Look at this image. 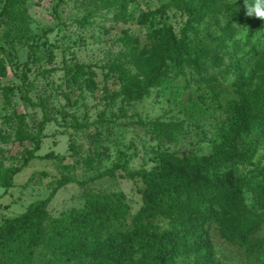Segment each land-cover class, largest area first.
Returning <instances> with one entry per match:
<instances>
[{"label":"rangeland","instance_id":"374dc122","mask_svg":"<svg viewBox=\"0 0 264 264\" xmlns=\"http://www.w3.org/2000/svg\"><path fill=\"white\" fill-rule=\"evenodd\" d=\"M252 21L244 0H0V175L40 139L38 158L0 187V225L49 198L30 264H103L116 247L129 253L134 233L170 231L175 213L208 207L194 237L209 241L212 264H264L252 246L264 239V206L251 190L264 191V21L249 35ZM167 32L182 41L178 63L166 57ZM216 148L229 159L202 173L224 184L211 206L197 184L172 210L168 192L122 170L150 172L171 155L203 162ZM97 197L112 209L74 221ZM126 257L155 264L143 250Z\"/></svg>","mask_w":264,"mask_h":264},{"label":"trees","instance_id":"16d2710c","mask_svg":"<svg viewBox=\"0 0 264 264\" xmlns=\"http://www.w3.org/2000/svg\"><path fill=\"white\" fill-rule=\"evenodd\" d=\"M12 0H7V3H11ZM258 19L253 17V21L250 24L249 35L255 33L258 26ZM79 24H83V21H79ZM166 48V57L174 63H178L184 52L181 40H176L172 34L167 32L164 36ZM75 70L80 68L74 67ZM52 71H46V74ZM130 89H124L121 92L113 93V100L127 94ZM24 102L30 106H35L27 96H24ZM52 122L51 119L44 118L39 123L38 136L41 137L44 126ZM87 127V124H81L74 121L70 128L79 131ZM40 139L38 138L35 147L26 153V156L19 167L12 168L8 173L0 175V187L4 190L12 187V180L17 174H19L24 168L27 167L30 161L37 159L36 152L39 150ZM229 159L221 149L216 148L212 155L207 156L203 162L198 161L195 158H187L179 155H171L166 159V163L160 164L159 167L150 172H130L126 168L122 170L130 178H138L144 184L145 190L148 192L159 193L166 191L169 193L170 205L172 210L179 211L181 201L180 197L185 192V189L197 184L203 187L202 192L207 197L208 204L214 203V201H220L219 192L223 188V183L214 180L212 182H206L202 179V173L204 171L216 170ZM181 168L177 171H169L167 166ZM191 165L196 166L195 169H189ZM162 166V167H161ZM253 198L257 205L264 206V191L260 188L252 187ZM49 200L44 202H37L30 205L27 210L20 216L5 219L0 225V253L3 258L4 264H30V257L32 255V249L35 248L40 241H42L45 235V223L47 221L46 214H39L40 208ZM91 202V201H90ZM110 205V204H109ZM113 210H116L114 204H112ZM111 206L104 198L97 197L81 210L76 217V220L84 222L86 220H96L105 212H109ZM213 218V212L208 207L202 214L184 212L175 213V229H172L163 233H150L146 234L140 231L134 233L130 237V241L125 245L130 247V252L126 253L125 248L116 247L114 252L109 257L110 260H105L103 264H129L131 262H125L126 255H133L134 252L143 250L155 264H175V256L177 253H185L186 250L195 255L196 260L194 263L186 264H212L211 262V247L207 239H198L194 237L196 232H201L205 223ZM253 248L260 246L264 253V239L257 240L252 244Z\"/></svg>","mask_w":264,"mask_h":264},{"label":"clouds","instance_id":"9594fccd","mask_svg":"<svg viewBox=\"0 0 264 264\" xmlns=\"http://www.w3.org/2000/svg\"><path fill=\"white\" fill-rule=\"evenodd\" d=\"M244 14L246 17H254L264 21V0H244ZM247 36L246 32L237 35V39Z\"/></svg>","mask_w":264,"mask_h":264}]
</instances>
